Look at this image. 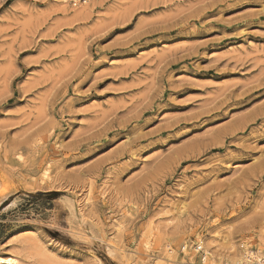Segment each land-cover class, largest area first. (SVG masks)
<instances>
[{
    "label": "rangeland",
    "instance_id": "1",
    "mask_svg": "<svg viewBox=\"0 0 264 264\" xmlns=\"http://www.w3.org/2000/svg\"><path fill=\"white\" fill-rule=\"evenodd\" d=\"M198 239L264 247V0H0V256L183 264Z\"/></svg>",
    "mask_w": 264,
    "mask_h": 264
},
{
    "label": "built area",
    "instance_id": "2",
    "mask_svg": "<svg viewBox=\"0 0 264 264\" xmlns=\"http://www.w3.org/2000/svg\"><path fill=\"white\" fill-rule=\"evenodd\" d=\"M89 1L90 0H69L73 6H76L77 4H86ZM179 251L187 257L183 264H217L212 261L209 249L203 244L198 245L197 242L183 243L181 244ZM190 251L192 256L189 257ZM238 253H241L243 256V261L240 264H264V247L261 249L260 253H257V248L252 243L249 241H241L238 244ZM255 254L259 258L255 257ZM219 264L233 263L222 260Z\"/></svg>",
    "mask_w": 264,
    "mask_h": 264
},
{
    "label": "bare ground",
    "instance_id": "3",
    "mask_svg": "<svg viewBox=\"0 0 264 264\" xmlns=\"http://www.w3.org/2000/svg\"><path fill=\"white\" fill-rule=\"evenodd\" d=\"M66 5V4H65ZM83 13L81 10L80 11H77L74 15H79ZM89 201V200H88ZM212 237V236H211ZM213 239V238H212ZM215 241V240H214ZM198 243V245H202L204 242L206 243V241L202 240V239H198L196 241ZM231 243V242H230ZM261 244V243H259ZM204 245V244H203ZM213 245V244H211ZM205 246V245H204ZM216 246V245H215ZM21 249V248H20ZM210 249V248H209ZM259 250H257V253H260L261 252V249L258 247ZM235 250V249H233ZM219 251V250H218ZM232 251V250H231ZM237 251V250H236ZM235 251V252H236ZM30 252V251H29ZM32 252V251H31ZM19 253V252H18ZM222 253V252H221ZM256 253V252H254ZM220 254V253H219ZM226 254V253H225ZM229 254V253H228ZM255 257L259 258L256 254L254 255ZM214 257V254L210 251V258L212 259ZM221 257V256H220ZM226 261H230L232 262L233 264H240L242 261H243V256L241 255V253H234L232 252V255L227 257L225 259ZM9 261H11V264H18L19 263V260H18V257H16L15 255H7V256H0V264H9Z\"/></svg>",
    "mask_w": 264,
    "mask_h": 264
},
{
    "label": "snow or ice",
    "instance_id": "4",
    "mask_svg": "<svg viewBox=\"0 0 264 264\" xmlns=\"http://www.w3.org/2000/svg\"><path fill=\"white\" fill-rule=\"evenodd\" d=\"M54 226V225H53ZM7 240V239H6ZM5 243V240H0V245H3ZM54 243V242H52ZM6 250V249H5ZM9 264H11V261H9Z\"/></svg>",
    "mask_w": 264,
    "mask_h": 264
}]
</instances>
